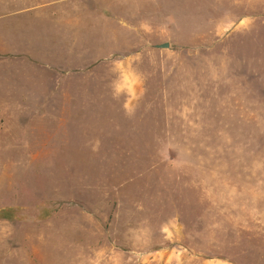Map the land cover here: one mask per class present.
<instances>
[{"label":"rangeland","instance_id":"374dc122","mask_svg":"<svg viewBox=\"0 0 264 264\" xmlns=\"http://www.w3.org/2000/svg\"><path fill=\"white\" fill-rule=\"evenodd\" d=\"M138 1L172 47L0 55V264H264V0Z\"/></svg>","mask_w":264,"mask_h":264},{"label":"crops","instance_id":"0c3cea01","mask_svg":"<svg viewBox=\"0 0 264 264\" xmlns=\"http://www.w3.org/2000/svg\"><path fill=\"white\" fill-rule=\"evenodd\" d=\"M93 3L94 0H0V55L32 52L33 58L53 61V70L72 66L77 71L92 68L97 61L125 56V47H143V41L144 47H159L163 42L172 47L167 39H149L162 26L157 9L170 14L166 2L148 12L138 0H97L96 4L102 5L98 8ZM177 7L179 25L184 27L183 0ZM178 31L179 28L166 35H176Z\"/></svg>","mask_w":264,"mask_h":264},{"label":"water","instance_id":"95a60500","mask_svg":"<svg viewBox=\"0 0 264 264\" xmlns=\"http://www.w3.org/2000/svg\"><path fill=\"white\" fill-rule=\"evenodd\" d=\"M158 46L162 47V48H166V47L169 46V43L168 42H163V43H160Z\"/></svg>","mask_w":264,"mask_h":264},{"label":"trees","instance_id":"16d2710c","mask_svg":"<svg viewBox=\"0 0 264 264\" xmlns=\"http://www.w3.org/2000/svg\"><path fill=\"white\" fill-rule=\"evenodd\" d=\"M0 210L5 211L3 208H1Z\"/></svg>","mask_w":264,"mask_h":264}]
</instances>
